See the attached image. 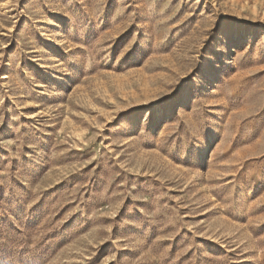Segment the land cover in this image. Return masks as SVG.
Segmentation results:
<instances>
[{
    "label": "rangeland",
    "instance_id": "374dc122",
    "mask_svg": "<svg viewBox=\"0 0 264 264\" xmlns=\"http://www.w3.org/2000/svg\"><path fill=\"white\" fill-rule=\"evenodd\" d=\"M0 264H264V0H0Z\"/></svg>",
    "mask_w": 264,
    "mask_h": 264
}]
</instances>
